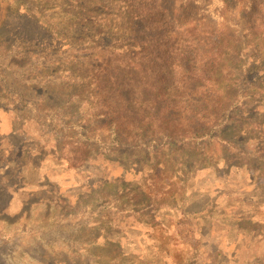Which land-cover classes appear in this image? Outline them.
Here are the masks:
<instances>
[{
  "label": "rangeland",
  "instance_id": "rangeland-1",
  "mask_svg": "<svg viewBox=\"0 0 264 264\" xmlns=\"http://www.w3.org/2000/svg\"><path fill=\"white\" fill-rule=\"evenodd\" d=\"M28 6L27 0H0V134L42 150L47 161L33 167L27 153L20 158L25 192L14 193L0 214V264H264V161L258 158L264 151V45L250 31L254 24V34L264 33V0L178 4L189 22L203 20L231 39L241 64L217 92L228 86L229 96L249 105L233 110L224 133L239 149L205 139L158 154L139 149L148 138L137 134L117 148L108 134L112 119L92 120L106 99L96 90L100 76L88 62L63 63L67 47L52 43L37 17L27 15ZM40 11L53 24L61 17L55 9ZM154 15L160 31L168 17ZM152 40L161 43L159 36ZM87 120L95 123L89 141L67 128ZM3 142L0 161L13 150ZM27 191L38 194L24 207Z\"/></svg>",
  "mask_w": 264,
  "mask_h": 264
},
{
  "label": "trees",
  "instance_id": "trees-1",
  "mask_svg": "<svg viewBox=\"0 0 264 264\" xmlns=\"http://www.w3.org/2000/svg\"><path fill=\"white\" fill-rule=\"evenodd\" d=\"M172 1L174 6H169ZM183 1L36 0L33 3L27 0V15L37 17V22L44 26L56 47H67L65 52L69 57L62 60L63 63L72 59L84 66L88 62V66L100 76L96 90L106 99L99 100L92 120L101 122L112 119L108 134L117 148L122 147L127 139L133 140L137 134L148 138L147 143L138 148L157 154L166 152L168 148L181 149L185 143L205 139H218L239 149L224 137V133L234 120L233 110L249 104H241L229 96L228 86L221 96L217 89L226 84L224 78L232 77V71L241 64V55L233 50L231 39L226 42L224 35L218 34L215 27L203 20L189 22L186 10L179 14L177 6ZM140 2L142 5L139 8ZM53 9L61 14L56 24H53L55 20L52 17L45 18L40 11ZM153 11H160L168 17L160 31L156 30V25H161V22ZM1 14L0 9V22L5 18ZM31 18L34 20V17ZM250 31L260 40V45H264V33L254 34V24ZM156 36L161 38V43L154 44L152 38ZM225 42L226 46L223 45ZM96 53L101 55L98 57ZM154 57L156 60H153ZM224 62L231 66H224ZM154 69L159 71L157 76ZM69 75L71 78L77 76L74 72ZM84 80L79 78L77 81ZM31 90L38 92L35 87H31ZM49 97H52L50 93ZM60 103L66 104L63 101ZM29 112L35 114L37 110L29 107ZM234 123L238 126L241 121ZM93 124L87 120L83 125L80 122L67 128L80 132L84 140L89 141L91 139L87 138V134ZM123 134H128L127 138L122 137ZM0 137L3 143L9 141L14 150L9 152L11 159L0 161V168L5 170L0 174V214H6L14 193L21 189L25 192L24 164L20 163V158L27 153L34 161L33 167L39 163L43 165L47 160L42 150H32L25 141L16 145L14 134H0ZM262 154V157H255L264 161V151ZM248 155L254 156L252 153ZM8 162L15 168L13 171L7 166ZM14 178L15 181H12ZM21 183L24 186L19 188ZM104 186H108V181L104 182ZM27 193L24 207L35 204L30 202V198L36 196L38 191ZM48 193L51 196L48 200H53L52 191L48 190Z\"/></svg>",
  "mask_w": 264,
  "mask_h": 264
}]
</instances>
